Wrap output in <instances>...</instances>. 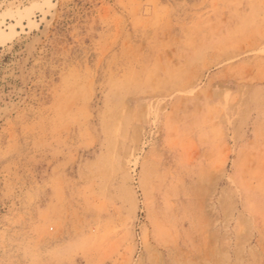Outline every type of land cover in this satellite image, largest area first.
<instances>
[{
  "label": "rangeland",
  "instance_id": "1",
  "mask_svg": "<svg viewBox=\"0 0 264 264\" xmlns=\"http://www.w3.org/2000/svg\"><path fill=\"white\" fill-rule=\"evenodd\" d=\"M0 264H264V0H0Z\"/></svg>",
  "mask_w": 264,
  "mask_h": 264
},
{
  "label": "bare ground",
  "instance_id": "2",
  "mask_svg": "<svg viewBox=\"0 0 264 264\" xmlns=\"http://www.w3.org/2000/svg\"><path fill=\"white\" fill-rule=\"evenodd\" d=\"M1 34V33H0ZM0 37H3V36H0ZM4 38V37H3Z\"/></svg>",
  "mask_w": 264,
  "mask_h": 264
}]
</instances>
